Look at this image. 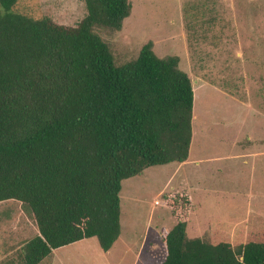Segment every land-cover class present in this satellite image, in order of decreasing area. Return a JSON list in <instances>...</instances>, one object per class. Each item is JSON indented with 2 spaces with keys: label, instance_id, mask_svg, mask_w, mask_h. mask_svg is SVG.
<instances>
[{
  "label": "trees",
  "instance_id": "16d2710c",
  "mask_svg": "<svg viewBox=\"0 0 264 264\" xmlns=\"http://www.w3.org/2000/svg\"><path fill=\"white\" fill-rule=\"evenodd\" d=\"M19 1L0 0V204L25 205L37 235L5 264H40L90 238L108 252L122 233L123 182L189 159L193 82L180 57H159L152 41L117 64L96 29L121 31L132 0H84L76 26L31 18ZM162 198L175 224L160 264H264V201L249 197L239 232L214 240L189 228L200 212L192 194Z\"/></svg>",
  "mask_w": 264,
  "mask_h": 264
},
{
  "label": "rangeland",
  "instance_id": "374dc122",
  "mask_svg": "<svg viewBox=\"0 0 264 264\" xmlns=\"http://www.w3.org/2000/svg\"><path fill=\"white\" fill-rule=\"evenodd\" d=\"M132 1L121 31L96 32L117 64L135 59L149 41L159 57H180L195 94L189 159L123 182L122 233L110 251L90 238L54 251L40 264H160L163 233L175 224L162 197L192 194L200 212L189 228L214 240L239 232L237 220L247 214L249 197L264 201V0ZM16 10L69 26L86 15L84 0H20ZM190 23L198 25L189 28ZM210 207L228 213L207 219ZM30 218L19 202L0 204V264L17 260V251L37 235Z\"/></svg>",
  "mask_w": 264,
  "mask_h": 264
}]
</instances>
